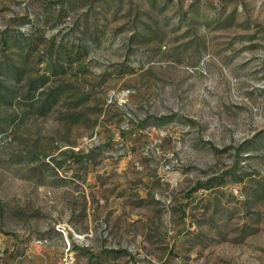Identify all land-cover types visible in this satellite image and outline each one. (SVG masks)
Segmentation results:
<instances>
[{
	"label": "rangeland",
	"instance_id": "1",
	"mask_svg": "<svg viewBox=\"0 0 264 264\" xmlns=\"http://www.w3.org/2000/svg\"><path fill=\"white\" fill-rule=\"evenodd\" d=\"M68 245L264 264V0H0V264Z\"/></svg>",
	"mask_w": 264,
	"mask_h": 264
},
{
	"label": "built area",
	"instance_id": "2",
	"mask_svg": "<svg viewBox=\"0 0 264 264\" xmlns=\"http://www.w3.org/2000/svg\"><path fill=\"white\" fill-rule=\"evenodd\" d=\"M58 264H73L69 245L66 247L65 251L59 255Z\"/></svg>",
	"mask_w": 264,
	"mask_h": 264
},
{
	"label": "trees",
	"instance_id": "3",
	"mask_svg": "<svg viewBox=\"0 0 264 264\" xmlns=\"http://www.w3.org/2000/svg\"><path fill=\"white\" fill-rule=\"evenodd\" d=\"M51 91L53 92V95L56 94V92L54 91V89L51 90ZM49 93H50V92H49ZM50 95H51V93H50ZM46 97L48 98V96H46ZM52 100H54V99H51V101H52ZM55 100H56V99H55ZM51 101H50V102L48 101V103H49V104L55 103V101H52V102H51ZM47 164H48V162L45 161V160H42L41 163H39V165H47ZM39 165H38V166H39ZM34 167H35V166H33V168H34Z\"/></svg>",
	"mask_w": 264,
	"mask_h": 264
}]
</instances>
